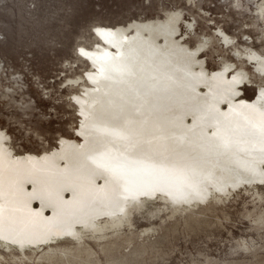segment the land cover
<instances>
[{"label":"water","instance_id":"95a60500","mask_svg":"<svg viewBox=\"0 0 264 264\" xmlns=\"http://www.w3.org/2000/svg\"><path fill=\"white\" fill-rule=\"evenodd\" d=\"M243 89L173 26L61 158L0 130V264H264V104ZM117 111L131 139L105 135ZM118 151L195 165L199 194L157 196L181 181Z\"/></svg>","mask_w":264,"mask_h":264},{"label":"rangeland","instance_id":"374dc122","mask_svg":"<svg viewBox=\"0 0 264 264\" xmlns=\"http://www.w3.org/2000/svg\"><path fill=\"white\" fill-rule=\"evenodd\" d=\"M72 3L73 27L51 43L36 23L51 0H0V130L61 158L173 26L264 101L245 56L264 57V0Z\"/></svg>","mask_w":264,"mask_h":264},{"label":"snow or ice","instance_id":"6c2138e0","mask_svg":"<svg viewBox=\"0 0 264 264\" xmlns=\"http://www.w3.org/2000/svg\"><path fill=\"white\" fill-rule=\"evenodd\" d=\"M40 3H44L45 0H39ZM55 7V11L50 12L46 17L41 16L36 20V23L44 28L45 30L53 34V39L51 43H55L57 40V34L64 32L67 33L73 27V11L74 4L72 0H51ZM35 7V3L31 5ZM79 54L85 59H90L87 55V50L84 47L78 48ZM248 88L245 87L243 92L246 93ZM262 123L258 129V139L257 131L251 129L249 132L251 142L258 143L259 151L264 154V113L261 114ZM105 135L116 137L119 139H131L132 130L127 128L123 118L117 111L111 120V124L103 129ZM227 149L229 147L228 143L224 144ZM114 168H125L128 166H142L163 169L175 177H177L181 183L179 185H174L168 189V191L157 192V196H166L169 192L179 191L181 193V199L187 201L194 195L199 194V184L201 182V177L198 168L183 160L176 159H156L149 156H141L132 152H117L114 160ZM34 198L40 199L41 202L45 199V196L51 200L53 196L51 193L37 192L33 189ZM177 202H180L178 200Z\"/></svg>","mask_w":264,"mask_h":264},{"label":"bare ground","instance_id":"6f19581e","mask_svg":"<svg viewBox=\"0 0 264 264\" xmlns=\"http://www.w3.org/2000/svg\"><path fill=\"white\" fill-rule=\"evenodd\" d=\"M225 38L228 40L230 38H228L227 36H225ZM246 58L251 61L255 66H256V69L257 71L260 73V74H264V57L262 56H258L257 54H247L245 55ZM259 101H261L263 104H264V101L259 99Z\"/></svg>","mask_w":264,"mask_h":264}]
</instances>
